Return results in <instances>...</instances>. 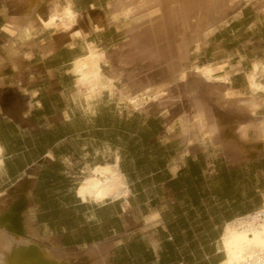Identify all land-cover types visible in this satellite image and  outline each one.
Segmentation results:
<instances>
[{
    "label": "crops",
    "instance_id": "crops-1",
    "mask_svg": "<svg viewBox=\"0 0 264 264\" xmlns=\"http://www.w3.org/2000/svg\"><path fill=\"white\" fill-rule=\"evenodd\" d=\"M4 10L0 29L17 16ZM247 34L248 41L237 48L220 41L215 51L219 61L203 63L226 64L231 70L227 84L205 88L200 83L192 94L207 119L204 137L192 125L191 107L176 116L171 109L141 116L129 132L111 116L104 124L96 123V115L94 122L81 123L66 98L75 47L68 48L69 35L55 38L52 56L37 65H32L34 59L27 62L16 83L0 86V200L22 182L13 201L26 198L27 225L42 245L69 264L222 260L215 244L219 246L225 222L264 206V142L254 129L246 141L238 136L239 126L264 121V94L256 96L260 106L253 115L241 105L252 99L247 72L253 63L264 67V25L255 21ZM259 81L264 85V77ZM215 89L231 92L232 98L220 101ZM32 91L37 92L34 99ZM15 105L20 108L13 111ZM129 135L136 141L127 146ZM115 156L130 191L127 199L83 200L76 192L78 173Z\"/></svg>",
    "mask_w": 264,
    "mask_h": 264
},
{
    "label": "rangeland",
    "instance_id": "rangeland-1",
    "mask_svg": "<svg viewBox=\"0 0 264 264\" xmlns=\"http://www.w3.org/2000/svg\"><path fill=\"white\" fill-rule=\"evenodd\" d=\"M53 1L41 0V6L38 8L39 19L34 24V29L38 33L34 40L35 44H38L37 50L53 43L52 46L55 53V38L58 37L61 40H66L69 35L72 42L68 45V48L73 49L75 47L74 50L70 51V56L76 58L72 61V67H69L68 94L66 98L77 110L80 118L79 121L81 123H86L89 120L94 122L95 117L92 116L96 115V123L104 124L108 120L106 116H111L112 119L118 122V125H122L120 122L124 125L126 124L127 131L132 122L136 123L142 119L141 116L144 117L162 109H171V116H176L179 113L188 111L191 107L194 111L192 125L196 132L204 137L207 129V119L201 102L192 94L195 93L196 88H201L200 83L205 84V88H208V83L216 81L221 82L223 85L227 84V75L223 76L227 78L226 81H220L219 79L223 77H219L217 73L225 70L229 74L231 70H227V65L222 64V69L217 70L213 74L211 81H207L200 74L201 69L204 66L212 64L203 63L219 61V58L215 56V51L220 41H223L229 48H237L239 43L248 41L247 31L255 21L260 20L261 24L264 25V0H219L216 7L210 8L205 14L204 22L209 26V29H213V33L207 36L205 40H202L199 36L200 21H198V15H191L187 23H184L178 13V9L174 8L171 12L166 4H162L160 7L149 11H146V8H144L142 10L143 13L134 16L133 7L126 8L122 6L131 3V0H60L61 6L69 4L76 16L73 27L67 33L60 32L59 30L62 26L63 17L59 16L60 13H55L52 6ZM23 2L24 0H0V11L3 9L1 11L3 13V11L5 12L4 9H7L6 12L9 15H17L13 16L10 20L16 18L22 19L25 13V4ZM89 3L92 4L89 5ZM51 18H54V21H56L54 22V27L49 28L47 27V23ZM113 18L117 20V23H108ZM5 24L0 29L2 32L0 33V59L3 60L8 59L6 52L3 50L4 45L10 40L13 42L12 38L4 33L3 27ZM73 41L75 42L73 43ZM86 43L94 44L103 53L100 61L101 72L98 78L99 83H97V91L101 90L102 93L93 100L92 112L84 110L85 95L87 96L88 94L85 88L79 93L82 103L73 100V95L77 91L75 82L78 79L73 63L83 59V55L86 54ZM37 50L35 58H33L34 60L31 59L33 60L32 65H37L41 61H44ZM9 66L8 63L4 65L6 74L0 81V86L3 83L5 85L14 84L21 78L15 74H10L8 72ZM258 67L264 69L262 66ZM251 71L252 69L249 70V72ZM23 73L24 69L22 75ZM48 74L49 76L51 75L50 72ZM261 75L264 77V73H258V82H260ZM19 82L21 84L22 81L20 80ZM108 85L113 86L114 93L121 91L130 99L136 100L138 102L137 110L132 111L127 108L125 103L120 101L118 95L110 96V89H107ZM16 86L20 88L19 85ZM169 86H171V89L168 91ZM190 86L194 87L188 88ZM215 92L218 96L221 94L217 89H215ZM156 96H158L157 99ZM191 96L192 98H190ZM151 97L154 98L152 99ZM19 108V105H15L13 111ZM64 117L68 118L67 112H64ZM121 118H128V121ZM259 125L260 123L255 126L251 124L249 129H254L256 134H258ZM128 137L130 140H128L127 146H129L130 142L134 144L136 138L130 135ZM49 157H52L50 153ZM109 158L105 157L104 160L101 158L104 161L103 165L117 164L119 167L118 156H115L112 162ZM93 167L86 166L78 173L81 177L80 179H76L79 181L76 192L81 182L92 176ZM123 178L127 184L124 175ZM26 185H29V183ZM22 186L21 182L7 193L8 196L0 200V213L8 212L7 210L15 204L22 203L21 219L25 230L23 231V236L34 240L37 244L54 254L53 249L44 244L42 245V240L38 237L35 230L27 225L25 218L26 198L19 197L13 201ZM82 199L85 200L84 198ZM156 217L157 215L153 216L150 220ZM215 246L216 249L219 247L217 243ZM185 263L204 264L205 262L196 263L192 261ZM206 264H214V262L210 259Z\"/></svg>",
    "mask_w": 264,
    "mask_h": 264
},
{
    "label": "bare ground",
    "instance_id": "bare-ground-1",
    "mask_svg": "<svg viewBox=\"0 0 264 264\" xmlns=\"http://www.w3.org/2000/svg\"><path fill=\"white\" fill-rule=\"evenodd\" d=\"M59 2L60 0H54L52 6L55 13H60L59 16L63 17V22L60 21L62 22V26L59 28L60 32L68 33L76 21V16L69 4L61 6ZM130 2H127L129 4L124 3L125 5L122 6L126 8L133 7L134 16L143 13L142 10L144 8L149 11L160 7L162 4H166L171 12L174 8H177L184 23H187L191 15H198V21H200L199 36L202 40H205L207 36L213 33V29H209V26L204 22L205 14L210 8L216 7L219 0H131ZM23 3L25 4L24 18L10 20L3 27L4 33L11 37L13 42L10 40L3 47L8 59H0V81L6 74L4 65L7 63L10 65L8 72L21 77L25 64L34 58L38 48V44L36 43V45L34 41L38 35L36 29H34V24L38 22V8L42 2L41 0H24ZM3 13L5 12L3 11ZM55 21L54 18H51L47 23V27H54ZM108 23L116 24L117 20L113 18ZM85 49L86 54L83 55V59L73 63L78 76L75 82L77 91L73 95V100L82 103L79 93L85 88L88 94L87 96L84 94V110L92 112L93 100L102 93L101 90L97 91V83H99L100 61L103 53L94 44L86 43ZM37 51L43 60H46L54 53L52 44L46 45ZM212 65L204 66L201 69L200 74L207 81H211L213 74L217 70L222 69V64ZM258 66L253 64L252 71L246 75L247 91L252 99L241 101V105L245 108L244 110H247L252 115L255 114L260 106L256 101V96L260 93L264 94V85L257 80L258 73H264V69ZM225 74L228 76L227 71ZM227 78L223 77L219 80L226 81ZM107 89H110V96L118 95L120 101H123L127 108L132 111L137 110L138 102L136 100L130 99L121 91L114 93L113 86L108 85ZM36 95V92L30 93V97L33 99ZM219 96L221 98L220 101L225 102L232 98V93L225 91ZM157 98L158 96H156ZM251 124L239 126L238 136L241 141L247 140V133ZM257 139L261 142L264 141V122H260ZM1 156L2 148L0 147V170L3 165ZM86 176L88 177V175ZM129 193L130 191L117 164L95 165L92 169V176L81 182L77 191L80 197L97 204L107 200L115 202L126 199ZM22 208L23 204L17 203L7 210L8 212L0 213V264H69L65 260L56 258L50 250L43 248L34 240L23 236V231L25 230L21 219ZM218 244L219 250L224 255L223 260L219 264H264V206L260 210L226 222Z\"/></svg>",
    "mask_w": 264,
    "mask_h": 264
},
{
    "label": "trees",
    "instance_id": "trees-1",
    "mask_svg": "<svg viewBox=\"0 0 264 264\" xmlns=\"http://www.w3.org/2000/svg\"><path fill=\"white\" fill-rule=\"evenodd\" d=\"M92 3H89V5H91ZM223 260V259H222ZM222 260H219V261H213L214 262V264H219ZM179 263H183L182 261L181 262H179ZM185 263V262H184Z\"/></svg>",
    "mask_w": 264,
    "mask_h": 264
}]
</instances>
